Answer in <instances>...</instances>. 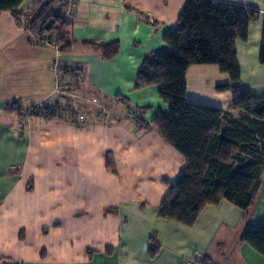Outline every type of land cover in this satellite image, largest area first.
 I'll return each mask as SVG.
<instances>
[{
  "label": "crops",
  "instance_id": "obj_1",
  "mask_svg": "<svg viewBox=\"0 0 264 264\" xmlns=\"http://www.w3.org/2000/svg\"><path fill=\"white\" fill-rule=\"evenodd\" d=\"M46 1L25 0L0 16V264H193L205 257L212 264H264L252 247L236 244L243 212L226 201L205 207L191 227L158 218L184 159L149 126L168 114L159 87L133 86L144 58L167 50L163 37L187 0H77L68 54L23 26ZM214 1L260 14L235 49L240 91L264 95V0ZM83 42H117L119 51L104 60ZM55 61L78 71L83 100L51 95ZM186 84L189 103L230 108V93L216 90L229 84L217 66H190ZM57 101L88 122L33 112ZM135 113L149 128H136ZM260 223L264 189L247 227ZM153 235L159 250L151 258Z\"/></svg>",
  "mask_w": 264,
  "mask_h": 264
},
{
  "label": "trees",
  "instance_id": "obj_2",
  "mask_svg": "<svg viewBox=\"0 0 264 264\" xmlns=\"http://www.w3.org/2000/svg\"><path fill=\"white\" fill-rule=\"evenodd\" d=\"M25 0H0V16L16 12ZM67 0H48L31 15L27 30L60 34L52 43L68 54L75 43L72 21L63 16ZM260 14L250 8L214 0H187L175 29L163 37L167 50L148 54L136 77L133 90L159 87V99L167 106V116L157 115L149 124L184 159L178 178L158 206V218L191 227L201 211L226 201L243 212V230L236 244L245 243L264 256V223L251 230L247 224L258 196L264 189V95L252 96L239 89L240 72L235 43L245 42L248 25ZM113 59L119 44L83 42ZM259 63L264 65V25ZM193 65H214L226 74L229 84L218 92H229L231 106L219 110L189 103L186 73ZM45 117L56 116L45 108ZM147 109H141V113ZM58 115V114H57ZM139 128H149L139 120ZM159 250L153 235L148 254ZM198 264H212L198 258Z\"/></svg>",
  "mask_w": 264,
  "mask_h": 264
},
{
  "label": "built area",
  "instance_id": "obj_3",
  "mask_svg": "<svg viewBox=\"0 0 264 264\" xmlns=\"http://www.w3.org/2000/svg\"><path fill=\"white\" fill-rule=\"evenodd\" d=\"M76 3L77 0H67L64 9V18L72 20L76 14ZM23 22L25 20H22ZM24 24V23H23ZM26 23L24 28L26 27ZM51 70L54 74L55 86L51 93L52 96H74V91L79 89V73L73 68L60 65L58 62H54ZM44 107V106H42ZM45 107L51 111H55L61 117H68L74 120L76 124L84 125L88 121L83 115H79L76 108L69 106L64 101L48 102ZM135 121L136 128H139V114L135 113L132 115ZM198 258L193 261V264H198Z\"/></svg>",
  "mask_w": 264,
  "mask_h": 264
},
{
  "label": "rangeland",
  "instance_id": "obj_4",
  "mask_svg": "<svg viewBox=\"0 0 264 264\" xmlns=\"http://www.w3.org/2000/svg\"><path fill=\"white\" fill-rule=\"evenodd\" d=\"M25 20V19H24ZM28 19H26V21H24V23L26 22V25H28ZM25 24H23V26H24ZM27 27V26H26ZM25 27V28H26ZM54 29H55V36L54 35H50V34H47V37H49V40H54V38H57L56 36L57 35H59L60 34V25L58 24V25H56V27H54ZM80 83V82H79ZM81 92V91H80ZM80 92H79V90H76V91H74V95H75V93H77V96L79 97V99H81V100H83V98H81V94H80ZM95 104H98V103H96L95 102ZM46 105V104H45ZM38 107H40V108H34L33 109V112L34 111H36V112H42L43 111V109L41 108V106H38ZM44 112H46V110L44 109ZM81 114H83V113H81ZM84 115V114H83ZM85 116V115H84Z\"/></svg>",
  "mask_w": 264,
  "mask_h": 264
},
{
  "label": "water",
  "instance_id": "obj_5",
  "mask_svg": "<svg viewBox=\"0 0 264 264\" xmlns=\"http://www.w3.org/2000/svg\"><path fill=\"white\" fill-rule=\"evenodd\" d=\"M61 1V0H60Z\"/></svg>",
  "mask_w": 264,
  "mask_h": 264
}]
</instances>
